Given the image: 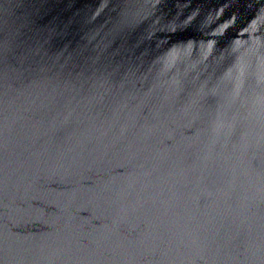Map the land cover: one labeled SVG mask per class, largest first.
I'll return each instance as SVG.
<instances>
[{
  "label": "water",
  "instance_id": "1",
  "mask_svg": "<svg viewBox=\"0 0 264 264\" xmlns=\"http://www.w3.org/2000/svg\"><path fill=\"white\" fill-rule=\"evenodd\" d=\"M0 264H264V0H0Z\"/></svg>",
  "mask_w": 264,
  "mask_h": 264
}]
</instances>
